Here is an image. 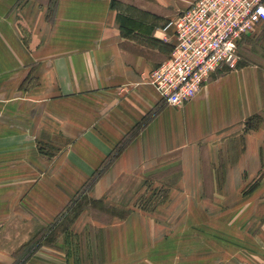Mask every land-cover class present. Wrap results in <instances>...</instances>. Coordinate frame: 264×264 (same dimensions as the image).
<instances>
[{
	"label": "crops",
	"instance_id": "1",
	"mask_svg": "<svg viewBox=\"0 0 264 264\" xmlns=\"http://www.w3.org/2000/svg\"><path fill=\"white\" fill-rule=\"evenodd\" d=\"M193 1L0 0V79H8L0 86V129L7 130L0 133V264H14L15 253L57 219L134 130L88 191L131 210L127 220L103 226L102 262L137 234L136 204L155 183L168 200L154 213L153 248L185 232L196 206L220 215V223L224 212L246 207L234 214L240 234L228 237L229 250L215 264H264V250L256 258L237 244L262 247L256 235L264 241V37L261 55L220 71L181 107L168 106L149 82L173 50L170 22ZM254 115L262 121L249 128ZM70 148L68 163L62 153ZM35 257L26 264H68L66 252L51 246Z\"/></svg>",
	"mask_w": 264,
	"mask_h": 264
},
{
	"label": "rangeland",
	"instance_id": "2",
	"mask_svg": "<svg viewBox=\"0 0 264 264\" xmlns=\"http://www.w3.org/2000/svg\"><path fill=\"white\" fill-rule=\"evenodd\" d=\"M211 1V3H214V0ZM263 37L264 24H259L250 35L242 39L239 43V63L243 62L245 55H252L249 53L260 55L263 53L261 49V38ZM7 82V78L0 79V86ZM31 84L33 85V83ZM28 85L27 87L29 88L30 86ZM166 104L173 106L168 102ZM0 106L3 108L2 113H6L5 105L1 103ZM80 108L83 112L88 110L86 104H81ZM1 115L5 120L7 119L5 114ZM18 118L19 120L22 119L23 115H18ZM2 132H7V130L0 129V133ZM46 148L49 154V149L48 147ZM46 148L41 147L42 150ZM68 153H71V148L67 152L62 153V158L66 159V162L71 163L72 160L68 159ZM97 172L98 169L96 170ZM87 183L72 196L58 218L48 225H54V227L47 232L48 236L45 244H42L29 260L37 255L43 245H46L64 250L67 254L68 264H104L102 261L106 258L104 252L106 243L103 226L112 224L114 220H127L131 215V210L117 209L106 202L101 201L99 203L98 200L89 198L88 191L91 188L85 191ZM155 185V183L154 185H148V192L136 204L137 212L139 213L137 234L130 241H127L125 246L120 247L119 250L118 245H114V257L105 264H215L216 256H221L229 250L228 247L231 243H227L228 237L240 234L241 226L238 229L236 228L238 226L232 225V223L235 217L234 214L237 215L238 212H244L246 207H244V210L239 209L237 213L232 215L230 214L231 212H224L226 219L220 223L222 221L219 219L220 215L215 216L210 211L204 214L200 212L202 209L196 206V209H192V215L188 225L185 227V232L179 235L178 231L168 234L160 239L164 243H161L158 248H153L155 245L154 232H149V229L154 228L152 225L158 223L154 216L158 209L157 207L168 200L167 190L164 187L159 188ZM155 191H159V193L156 195L154 194ZM251 194L243 196L245 203L252 199L250 198ZM180 213H182V210ZM86 218L91 220L90 223L83 227L78 226V223L83 222ZM217 219H219L218 222H216ZM60 237L63 242H58ZM254 239L260 246L264 247V241L258 235ZM237 244L241 245L251 256L256 258L258 257L256 254H260L264 250L262 247L255 246V248L250 244ZM214 250H217V253H214Z\"/></svg>",
	"mask_w": 264,
	"mask_h": 264
},
{
	"label": "built area",
	"instance_id": "3",
	"mask_svg": "<svg viewBox=\"0 0 264 264\" xmlns=\"http://www.w3.org/2000/svg\"><path fill=\"white\" fill-rule=\"evenodd\" d=\"M195 0L170 25V56L149 73L165 102L181 107L224 68L239 63V43L264 24V0Z\"/></svg>",
	"mask_w": 264,
	"mask_h": 264
},
{
	"label": "trees",
	"instance_id": "4",
	"mask_svg": "<svg viewBox=\"0 0 264 264\" xmlns=\"http://www.w3.org/2000/svg\"><path fill=\"white\" fill-rule=\"evenodd\" d=\"M262 39V38H261ZM262 41V40H261ZM240 65L238 63L237 67ZM235 68V69H236ZM234 70L229 68H224L220 73H225L227 71ZM146 120V118H145ZM145 120H143L141 125L145 123ZM262 121V117L260 115H254L251 117L248 121V127L254 128L256 127L260 122ZM135 131V130H134ZM132 132L131 135L125 137L111 152V154L103 161L102 165L98 169V172L89 180L85 187V191L89 190L95 182L98 180V178L105 172V170L111 165V163L117 158V156L122 152V150L125 148L128 141L135 135V132ZM134 133V134H133ZM263 175H261L251 186L250 188L245 192L246 194H249L252 192L256 186L259 184V182L262 180ZM167 193V191H166ZM100 203L101 201L98 200ZM58 218V217H57ZM54 225L48 226L46 228H43L41 231H39L36 235H34L30 241L25 243L16 253H15V262L14 264H24L26 261L29 260V258L32 256V254L39 249L42 244H45L48 236V231L52 230ZM54 236V235H53ZM49 238V237H48Z\"/></svg>",
	"mask_w": 264,
	"mask_h": 264
}]
</instances>
